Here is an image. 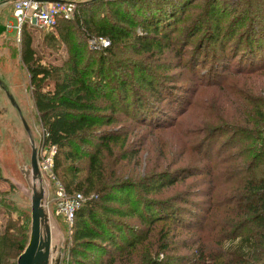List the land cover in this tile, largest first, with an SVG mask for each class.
<instances>
[{
    "label": "trees",
    "instance_id": "16d2710c",
    "mask_svg": "<svg viewBox=\"0 0 264 264\" xmlns=\"http://www.w3.org/2000/svg\"><path fill=\"white\" fill-rule=\"evenodd\" d=\"M55 29L67 60L43 64L26 27L21 60L44 146L55 147L53 173L67 194L88 198L73 219L63 264H127L138 250L139 264H264V83L258 92L244 86L253 76L264 81V0H89ZM98 37L110 45L91 50L88 39ZM184 60L205 91L224 92L230 77L240 78L235 113L211 98L216 105L184 133L183 163L152 140L158 159L146 157L142 176L123 177L140 156L119 128L178 129L177 120L201 104L182 98L187 92L175 83ZM189 179L197 192L150 196ZM137 188L143 193L131 200ZM24 219L7 223L0 237L16 260L28 242ZM173 229L186 232V245L168 240ZM238 239L244 248L224 247ZM178 249L191 255L175 256Z\"/></svg>",
    "mask_w": 264,
    "mask_h": 264
},
{
    "label": "rangeland",
    "instance_id": "374dc122",
    "mask_svg": "<svg viewBox=\"0 0 264 264\" xmlns=\"http://www.w3.org/2000/svg\"><path fill=\"white\" fill-rule=\"evenodd\" d=\"M192 11V8L189 10ZM189 12V14H191ZM189 16L188 13L185 15ZM13 15L11 6H7L4 9H0V81L4 83L7 91L14 97L17 105L21 110V116L16 110L11 108L8 100L6 99L5 93L0 88V237L3 233L4 226L9 223H16L21 226L24 222V216H27L28 222V237L30 232V204L32 196V179L30 173V155L31 149L28 141V136L24 131L21 124V117L27 122L29 126L35 145L38 148V160H43L45 156L52 153V149L44 146L43 130L39 124L37 114L34 107V100L32 96V90L30 87L29 76L22 64L21 53H22V36L17 35L14 30L7 28L9 22H13ZM74 17V16H73ZM73 19V18H72ZM71 19V20H72ZM185 20H183L182 25ZM179 28L181 24L178 25ZM30 38L32 41V47L35 49L38 56L41 57L42 63L51 66H60L65 60L68 59L69 53L65 43H62L59 39L58 30L54 29L51 31H37L28 30ZM140 34V32H139ZM90 39V38H89ZM88 39V40H89ZM196 39V38H195ZM176 41V36L173 37L172 42ZM89 44V43H88ZM87 45V43H86ZM90 48V47H89ZM174 50L177 49L173 45ZM93 50V49H92ZM218 53V52H217ZM178 60L176 57L174 61L172 59V54L167 55L166 63H173V67L176 66ZM186 60L180 65L185 66ZM184 73L182 71L175 70V73L182 72L179 76H183L182 81L178 83L180 88H185L184 94L182 96L185 100L187 98H193L194 96L201 98V104L198 105L197 110L194 107H190L183 115V117L177 120L180 123L179 128L161 132L153 133L150 129L141 128L140 126H135L129 122L124 124L125 129L117 128L119 134H124L128 132L130 137H128L129 149H135V152L139 151L140 160L131 161L130 165L124 167L123 177L129 175V171L134 172V177L141 172V176L144 170V163L146 157L150 164L156 161L155 145L151 146V141L155 140L158 144L164 145L165 154L169 152L173 153L175 158L181 154L183 144L185 142L184 133L189 128V125H195L200 120V117L205 114L207 106H215V102H210L211 98L218 97L216 102L224 106L225 110H229V114L233 115L235 113V108L233 107V99L237 97L236 94V84L238 83V77H230L231 81L234 83L232 88L225 89L224 92L217 91V89L204 90L196 86V80L194 76L187 75V70L185 66ZM189 71V70H188ZM173 72V71H172ZM192 72V71H191ZM262 77L255 78L250 77L245 80L244 86L249 88L250 86L255 87L253 91H259V88L263 86ZM235 86V88H234ZM198 90H197V89ZM196 107V106H195ZM166 109L165 111H167ZM199 119V120H197ZM197 120V121H196ZM163 140L168 143L165 144ZM154 142V141H153ZM152 142V143H153ZM127 148V144H126ZM51 149V150H50ZM182 150V151H181ZM117 154V150H114ZM188 157V154H187ZM181 163H183L187 158L186 156L178 157ZM110 165L114 163L113 158H108ZM162 164V162L160 161ZM85 175V173H83ZM57 180V179H56ZM195 180H187L183 184H178L174 187L164 189L156 194H151L150 196L156 198V200H165L174 195H178L179 192L188 189L190 192H197L198 189L194 187ZM42 184L46 191V204L49 205L50 214V225L52 233V262L55 264V260L60 257L63 264L65 253H66V243L70 236V229L72 225L66 224L62 217L56 216L55 214V193L56 188L53 181L49 179L48 176L44 175L42 178ZM143 190L137 188L132 191L131 200L136 199L140 194L142 195ZM88 198L83 196V204ZM194 202H197L195 199ZM134 207V202H131ZM180 205H177L179 207ZM185 208V205H182ZM193 208V207H192ZM141 210V209H140ZM186 210V209H185ZM135 221V218L131 219ZM163 225H161L162 227ZM140 229L145 227L139 226ZM169 235H175L174 238H169L176 246V248H181V244L186 242L187 234L185 231H179L173 229ZM184 240V241H183ZM186 245L185 243H183ZM226 249L233 250L238 247H245L244 244L238 239L232 243H226L224 245ZM137 252V254H136ZM136 254V256H135ZM175 256L189 257L191 255L190 250L178 249L174 252ZM0 257L7 262V264H15L16 259H14V253H11L8 249L3 247L0 242ZM139 250L134 252L131 260L127 264H139ZM159 258H162L161 256Z\"/></svg>",
    "mask_w": 264,
    "mask_h": 264
},
{
    "label": "built area",
    "instance_id": "2783aa9c",
    "mask_svg": "<svg viewBox=\"0 0 264 264\" xmlns=\"http://www.w3.org/2000/svg\"><path fill=\"white\" fill-rule=\"evenodd\" d=\"M89 0H0V9L11 6L13 22H9L7 28L14 30L17 35L21 34V29L51 31L57 26L59 20H71L75 14L76 4ZM89 47L92 50L107 48L110 41L103 37L90 38ZM52 153L39 161L41 171L54 182L56 188L55 214L62 217L66 224L72 225L76 212L83 204L81 194L69 195L61 184L56 180L53 173V157L55 147H50ZM50 149V150H51Z\"/></svg>",
    "mask_w": 264,
    "mask_h": 264
},
{
    "label": "water",
    "instance_id": "95a60500",
    "mask_svg": "<svg viewBox=\"0 0 264 264\" xmlns=\"http://www.w3.org/2000/svg\"><path fill=\"white\" fill-rule=\"evenodd\" d=\"M48 1L52 0H38ZM0 88L5 93L11 108L21 116V110L14 97L7 91L6 86L0 81ZM21 124L28 136L30 144V173L32 179V196L30 204V232L28 242L23 252L18 256L16 264H51L52 262V233L50 225L49 205L46 204V191L42 184L44 174L41 171L38 160V148L35 145L31 130L27 122L21 117ZM61 258L55 260L59 264Z\"/></svg>",
    "mask_w": 264,
    "mask_h": 264
}]
</instances>
